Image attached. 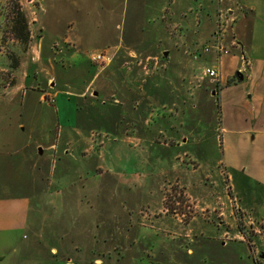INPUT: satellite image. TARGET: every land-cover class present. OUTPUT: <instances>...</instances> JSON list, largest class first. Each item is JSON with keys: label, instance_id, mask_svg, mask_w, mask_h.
<instances>
[{"label": "rangeland", "instance_id": "obj_1", "mask_svg": "<svg viewBox=\"0 0 264 264\" xmlns=\"http://www.w3.org/2000/svg\"><path fill=\"white\" fill-rule=\"evenodd\" d=\"M13 1L22 6L27 17L31 41L24 46L9 39L0 50V200L4 197L13 201L20 197L34 199L30 211L20 202L7 206L8 216L5 225L0 227V264H14V261L17 264H43L45 254L49 264H56L61 256H53L51 249L61 247L58 236L40 235L43 242L38 244L45 251L29 248L31 243L34 244L37 232L57 228L60 215L59 209H53L48 202L50 196L39 199L33 196L37 190L33 181L38 180L39 174L37 162L50 155L47 152L41 156L39 149L43 146L39 145L49 131H56L53 126L57 122L54 120L56 114L49 104L54 101L49 92L66 94L84 89L99 69L111 64L110 56L103 50L111 44L126 41L131 45L144 41L146 37L153 41L159 35V17L168 16L173 5L180 0H0L1 38L5 35L4 14L10 11ZM182 2L183 9L188 6L195 12L204 6V22L202 28L197 29L199 46H190L188 50L183 47L187 57L200 60L211 50L219 52L217 41L219 43L220 38L222 45L226 27L212 28L207 12L211 7L217 9L220 0ZM163 8L167 11L157 15ZM184 14L191 15L190 12ZM99 53L106 56V63L99 65L93 61L91 57ZM15 56L17 67H14ZM154 62L151 61L148 67H153ZM206 69L200 70L202 81L209 79ZM107 74L98 80L99 85L110 83V72ZM122 78L125 82V77ZM106 96L99 98L101 106H104L103 100L106 104L114 101ZM65 98H59L61 108ZM99 110L105 111V108ZM151 112L158 115L155 109ZM199 115L206 123L215 124L218 120L217 113L214 122H211L212 115L206 114L205 110ZM120 125L126 128V122ZM215 129L214 136L211 134L206 138L203 154H198L195 147L184 148L182 152L162 151L158 144L152 147L144 156L151 167L149 181L146 171L144 175L133 173L137 157L129 165V173L114 168L116 172L107 169L103 174L93 175L91 171L97 164L98 155L83 162L88 177L102 182L103 189L95 204L97 219L103 225L102 230L107 231L102 236L108 235L110 247H118L111 250V264H255V247L251 250L248 243L239 239L242 235L254 238L256 249H262L260 253L264 255V233L260 236L254 234L256 229H262L261 220L253 213L240 212L242 205H248V202H237L230 194L228 182L222 174L223 153ZM31 147L38 149V156L33 155L36 153ZM110 158L111 153H105L102 167L110 165ZM173 167L177 172L171 178L181 177L183 187H179L186 189L190 196L186 193L192 207L190 210L194 211L188 219L167 214L164 207L165 194L174 186L171 178L164 182V176L171 173ZM68 172L60 169L51 180H70L72 176ZM229 199L234 202L229 203ZM181 206L189 212L187 204ZM250 223H255L254 231L250 229ZM17 225H26L28 230L25 226L17 228Z\"/></svg>", "mask_w": 264, "mask_h": 264}, {"label": "crops", "instance_id": "obj_2", "mask_svg": "<svg viewBox=\"0 0 264 264\" xmlns=\"http://www.w3.org/2000/svg\"><path fill=\"white\" fill-rule=\"evenodd\" d=\"M219 5L217 9L211 7L207 16L212 28L226 27L221 53L211 50L200 60L187 57L183 47L188 50L190 46H199L197 29H201L204 22V6H200L199 12L187 6L185 12L191 13L188 16L180 0L168 16L164 13L165 16L159 17L163 26H157L159 35L153 41L146 37L131 45L126 41L111 44L103 49L110 56L111 64L99 69L84 89L66 94L49 92L54 103L47 102L56 114L57 122L53 124L56 131H49L39 145L43 146L39 149L41 156L47 152L50 155L43 161L38 160L41 163L37 162L39 174L38 180L33 181L37 188L33 196L38 199L50 196L48 202L53 209H59L60 215L57 228L37 232L29 248L45 251L39 244L43 242L40 235L46 233L58 236L62 242L61 247L51 249L53 256H61L56 264H111V250L118 247H110L108 235L102 236L107 231L102 230L103 225L97 219L95 204L103 189L102 182L88 177L83 162L98 155L91 171L93 175L114 168L129 173V165L137 157L133 173L144 175L146 171L149 181L151 167L144 156L152 147L158 144L166 152L195 147L198 154H203L206 138L214 133L215 127L216 140L223 153L222 174L229 192L237 202H248L242 205L240 212L253 213L261 220L262 229L256 231L255 223H250L254 234L264 233V0H220ZM163 11L167 9H161L157 15ZM151 61H156L155 65L148 67ZM203 67L216 69L218 79L202 81L200 70ZM108 72L110 83L99 85L98 80ZM236 77L240 79L230 83ZM102 95L114 101L106 104L103 100L104 106H101ZM60 96L66 97L63 108L59 105ZM204 110L212 115L211 122L217 113L216 125L200 118L199 113ZM122 122H126V128L120 125ZM152 132L155 134L151 135ZM108 152L111 153L110 165L105 168L102 164ZM33 155L36 157L38 153ZM176 167L164 176V182L176 174ZM60 169L69 171L70 180H51ZM176 176L171 178L173 184H169L183 187L181 177ZM186 193L190 198L187 190ZM33 199H1L0 227L5 225L8 205L20 202L30 211ZM232 200L229 199V203ZM220 215L223 214L220 212ZM18 226L28 230L26 225ZM239 239L247 243L244 235ZM256 246L255 243L253 261L264 264L262 249ZM44 256L43 264H49L47 255Z\"/></svg>", "mask_w": 264, "mask_h": 264}, {"label": "trees", "instance_id": "obj_3", "mask_svg": "<svg viewBox=\"0 0 264 264\" xmlns=\"http://www.w3.org/2000/svg\"><path fill=\"white\" fill-rule=\"evenodd\" d=\"M12 3L13 4L10 6L11 8H9L10 11L4 14L6 18V23L4 27L5 35L3 36V38H1L2 34L0 32V40H1L0 50L4 45V43H6V41H8L9 39H11L12 41L13 40L17 41L23 44L24 46L28 45L31 41L29 22L22 9V6L17 1H13ZM15 59H16V63L14 64V67H17L18 59L17 57ZM239 79H240L239 77H236V79L232 80V82L230 83H233ZM184 204L185 205L187 204L189 206V200L183 188H180L179 186L175 185L172 187L171 191L165 194L164 207L167 214L175 215V216L179 215L188 219L193 215L194 210L193 211L190 210L192 207L189 206V210H188L189 212H185L181 206ZM246 238H247V243L249 244L251 250L254 249L253 239L247 236ZM256 264L259 263L256 262Z\"/></svg>", "mask_w": 264, "mask_h": 264}, {"label": "built area", "instance_id": "obj_4", "mask_svg": "<svg viewBox=\"0 0 264 264\" xmlns=\"http://www.w3.org/2000/svg\"><path fill=\"white\" fill-rule=\"evenodd\" d=\"M217 49H218L219 53L224 51L222 48V45H221L220 38H219V43L217 41ZM207 51H209V50L207 49ZM91 58L93 59L94 62L99 63V65L106 63V59H107L103 53L95 54ZM206 75L211 79H214V80L218 79V72L214 68H207L206 69Z\"/></svg>", "mask_w": 264, "mask_h": 264}]
</instances>
